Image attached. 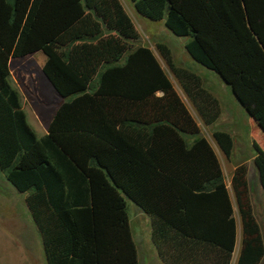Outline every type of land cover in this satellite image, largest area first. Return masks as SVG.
Listing matches in <instances>:
<instances>
[{
  "label": "trees",
  "instance_id": "trees-1",
  "mask_svg": "<svg viewBox=\"0 0 264 264\" xmlns=\"http://www.w3.org/2000/svg\"><path fill=\"white\" fill-rule=\"evenodd\" d=\"M138 15L186 37L188 56L229 87L264 133V0H129ZM120 0H0V173L25 204L46 264H138L125 198L150 220L162 264H259L264 242L247 168L234 199L218 156ZM165 65L205 126L218 100L190 70ZM42 53L61 102L37 137L10 83V60ZM258 128V127H257ZM212 138L228 159L233 140ZM190 141H189V140ZM264 191V152L252 144Z\"/></svg>",
  "mask_w": 264,
  "mask_h": 264
},
{
  "label": "rangeland",
  "instance_id": "rangeland-1",
  "mask_svg": "<svg viewBox=\"0 0 264 264\" xmlns=\"http://www.w3.org/2000/svg\"><path fill=\"white\" fill-rule=\"evenodd\" d=\"M120 1L139 35L138 41L133 44L134 48L137 46L148 47L159 61L177 94L198 124L200 135L208 140L216 152L225 183L232 197L234 195L232 176L235 167L244 165L247 168L250 202L255 214H258L257 203L260 202V199L258 188H254V165L252 163L254 149L252 144L257 140L264 147V139L256 125L236 101L229 87L216 74L201 67L188 56L184 46L189 38L174 36L165 27L163 21L153 22L141 17L136 13L133 4L129 0ZM157 45L166 46L170 51L174 65L197 74L202 80L203 87L218 100L220 115L213 125L205 126L202 123L192 104L165 65L157 50ZM43 62L42 53L10 60L11 86L20 96L21 107L26 114L29 125L39 133L47 129L51 117L61 102L42 73ZM217 130L228 133L233 140L232 153L228 159L221 153L212 138V133ZM261 149L264 152V149ZM3 180L5 179L0 174V194L2 193L7 197L11 196L3 186ZM125 201L129 227L132 233L131 237L138 247L139 258L145 261L150 257L148 247L152 246L149 219L139 211L133 202L126 198ZM233 204L238 229H240V218L235 201ZM260 222H263L262 218ZM32 225L27 207L23 201V195L19 194L15 199L8 197L7 201L0 198V264H44L40 248L29 234L30 232L33 234ZM262 237L264 242V230Z\"/></svg>",
  "mask_w": 264,
  "mask_h": 264
},
{
  "label": "crops",
  "instance_id": "crops-1",
  "mask_svg": "<svg viewBox=\"0 0 264 264\" xmlns=\"http://www.w3.org/2000/svg\"><path fill=\"white\" fill-rule=\"evenodd\" d=\"M38 54V53H36ZM35 55V54H34ZM43 61L45 62V57L43 56ZM43 62V64H44ZM10 65V64H9ZM10 74H11V70H10ZM27 118V117H26ZM28 122V121H27ZM29 124V123H28ZM255 124V123H254ZM256 125V124H255ZM30 126V125H29ZM31 127V126H30ZM257 127V126H256ZM31 129L34 131V133L36 134L37 137H42L43 135H45L47 133V129L44 131V132H41L39 133L36 129H34L33 127H31ZM258 129V128H257ZM259 130V129H258ZM39 133L37 134L36 133ZM261 136L263 137L264 139V134L259 130ZM256 143L258 144V146L260 147L261 145L257 142V140H255ZM260 148H263L264 147H260ZM263 151V150H262ZM253 160V159H252ZM220 162V161H219ZM221 165V164H220ZM1 174V173H0ZM2 175V174H1ZM4 178V177H3ZM3 186L9 191L10 195L11 196H8V197H12V199L16 198L19 194V192L16 191V189L9 183L7 182L6 180H3ZM8 184V185H7ZM248 186H249V183H248ZM254 188H258V194H259V203H257V212L258 214H255V211H254V208L252 206V203H251V206H252V210H253V214H254V217L256 219V222L260 228V233L261 235L263 236V230H264V191L261 189L260 185H259V182H258V175H257V171L254 167ZM23 195V201L25 202V196L26 194H21ZM8 197L5 196L4 194H0V198L4 199L5 201L8 200ZM26 205V204H25ZM28 210V209H27ZM140 211V210H139ZM141 212V211H140ZM29 213V211H28ZM29 216H30V213H29ZM262 218V221L263 222H260V219ZM30 219H31V222H32V228H33V234H31V232L29 233L31 237H33V239L35 240V242L38 244V247L40 248V251L42 253V258H43V263L46 264V259H45V255H44V250H43V244H42V239H41V236L38 232V229L36 227V225L34 224L31 216H30ZM149 219V218H148ZM128 224H129V218H128ZM149 224H150V220H149ZM130 225V224H129ZM130 228V227H129ZM131 230V229H130ZM131 232V231H130ZM35 235H36V238H35ZM131 236H132V233H131ZM148 239V238H147ZM150 239H151V227H150ZM149 240V239H148ZM134 242V245H135V248H136V253H137V261H138V264H162V262L160 261V259L158 258L157 256V253H156V250L152 244L151 247H148L150 249V257L145 259V261L143 259H140L139 256H138V247L136 245V242L133 240ZM239 250H240V229L237 230V237H236V246H235V249H234V253H233V257H232V262L231 264H236V261H237V258H238V254H239ZM259 264H264V257L263 259L261 260V262Z\"/></svg>",
  "mask_w": 264,
  "mask_h": 264
},
{
  "label": "water",
  "instance_id": "water-1",
  "mask_svg": "<svg viewBox=\"0 0 264 264\" xmlns=\"http://www.w3.org/2000/svg\"><path fill=\"white\" fill-rule=\"evenodd\" d=\"M223 82V81H222ZM224 84H225V82H223ZM234 96V95H233ZM234 98H235V96H234ZM236 99V98H235ZM237 101V100H236ZM238 102V101H237ZM240 105V104H239ZM253 120V119H252ZM254 121V120H253ZM258 127V129L263 133V131L261 130V128L259 127V126H257ZM264 134V133H263Z\"/></svg>",
  "mask_w": 264,
  "mask_h": 264
}]
</instances>
